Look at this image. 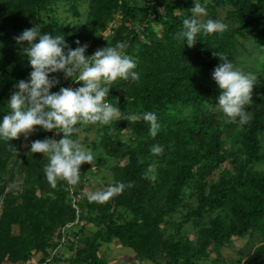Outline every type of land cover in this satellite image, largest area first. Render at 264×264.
Segmentation results:
<instances>
[{
	"label": "trees",
	"instance_id": "1",
	"mask_svg": "<svg viewBox=\"0 0 264 264\" xmlns=\"http://www.w3.org/2000/svg\"><path fill=\"white\" fill-rule=\"evenodd\" d=\"M201 3L202 21L228 28L189 47L175 37L193 0H0V120L14 85L32 71L15 37L41 24L42 33H62L72 48L90 42L86 55L125 42L141 79L113 83L108 100L125 114L155 112L161 123L155 138L142 119L89 125L84 142L95 162L81 166L76 186L52 188L47 160L30 152L32 141L62 133L38 130L25 147L23 136L0 141V264H44L54 251L58 264H109L105 248L115 242L141 264H225L222 249L243 240L258 245L231 264H264V169H257L264 165V0ZM116 15L112 34L102 37ZM215 52L260 74L243 127L214 106L220 90L212 72L222 63ZM56 75L59 86L75 84ZM157 143L163 155L151 153ZM103 171L104 189L117 181L132 187L90 200L86 190Z\"/></svg>",
	"mask_w": 264,
	"mask_h": 264
},
{
	"label": "clouds",
	"instance_id": "2",
	"mask_svg": "<svg viewBox=\"0 0 264 264\" xmlns=\"http://www.w3.org/2000/svg\"><path fill=\"white\" fill-rule=\"evenodd\" d=\"M191 15L182 22V29L176 39L192 47L201 34H219L228 25L221 20L200 17L206 15L201 0H193ZM24 55L32 69L27 80H19L15 91L7 101V114L0 120V141L11 142L39 131L62 133V138L46 137L31 142L30 152L39 153L47 160L44 174L52 188L64 181L68 186H76L81 179V166L94 165L95 157L84 142L87 126H111L114 122L126 120L135 123L143 120L149 125V134L155 138L161 131V123L155 112L125 114L117 105L108 100L113 83L117 81L139 82L141 77L137 61L124 50L125 42L98 48L94 54L86 55L88 45L79 40L72 48L64 35L42 33L41 24H34L23 30L17 37ZM222 63L215 67L212 78L220 90L218 103L214 106L230 122L240 127L248 124L251 116L247 106L253 102V88L258 76L245 73L229 61L228 56L215 52ZM56 74L65 80L81 86L62 87ZM59 87L58 91H53ZM109 131H113L110 127ZM9 147L14 148L12 143ZM16 151V150H15ZM153 155H163L164 146L154 144L150 149ZM131 183L117 181L106 189L94 192L89 199L105 202L120 195Z\"/></svg>",
	"mask_w": 264,
	"mask_h": 264
},
{
	"label": "rangeland",
	"instance_id": "3",
	"mask_svg": "<svg viewBox=\"0 0 264 264\" xmlns=\"http://www.w3.org/2000/svg\"><path fill=\"white\" fill-rule=\"evenodd\" d=\"M60 12H61L60 13L61 17L66 15V13H63L62 11H60ZM118 22H119V18L116 15V19L110 23L107 30L102 34V37L106 38V37L110 36L113 32V29L118 24ZM14 32L17 33V30H14ZM89 43L90 42H85L84 44H87L89 47ZM259 75L260 74H257V76H259ZM262 77H264V76H262ZM78 84L79 83H75L73 86L72 85H69V86L74 88V86H77ZM255 89H258V87H256L254 85L253 90H255ZM88 131L89 130H88V126H87V128L84 131V137L86 136V133ZM25 142H26V139L24 138L23 145H22L23 147H25V145H26ZM262 145L264 146V139H262ZM122 163L124 164L125 162H122ZM257 169L263 170L264 165H258ZM107 175H108V172L103 171V172H100L98 174L97 178L92 179V184L95 187L86 190V192H87L86 194L88 196H90L94 192L103 190L104 187L102 186V184H104V182L106 181ZM97 185H100V188H96ZM1 206H2V200L0 201V211H1ZM13 232H14V234H17L18 228L13 227ZM189 237L192 239L194 238L192 236V234H190ZM257 245H258V242L256 240L254 243L251 242L250 245H247L246 240H243V241H236L231 246H229L227 248H223L222 249V255H223V259L225 261V264H231L233 261H235L237 255H238L237 253L239 251L244 250L246 253H251L257 247ZM105 250H106V252H105L104 256L106 257L109 264H141L139 261H137L135 254H133L130 249L123 247L122 245H120L117 242L113 243L112 245L106 246ZM69 254H70V252H67L65 254V257H67ZM135 258H136V260H135ZM212 258H215V256L212 255ZM4 264H9V263L5 262ZM144 264H150V263H144Z\"/></svg>",
	"mask_w": 264,
	"mask_h": 264
},
{
	"label": "built area",
	"instance_id": "4",
	"mask_svg": "<svg viewBox=\"0 0 264 264\" xmlns=\"http://www.w3.org/2000/svg\"><path fill=\"white\" fill-rule=\"evenodd\" d=\"M56 254V252L54 251L52 253V256L49 260H47L44 264H58L56 261H54V255Z\"/></svg>",
	"mask_w": 264,
	"mask_h": 264
}]
</instances>
